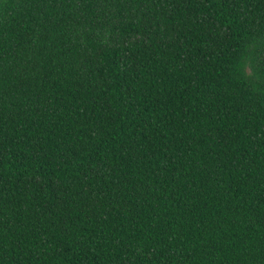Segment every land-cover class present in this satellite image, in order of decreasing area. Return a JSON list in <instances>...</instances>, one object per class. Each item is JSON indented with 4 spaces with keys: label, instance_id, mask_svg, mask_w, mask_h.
<instances>
[{
    "label": "trees",
    "instance_id": "trees-1",
    "mask_svg": "<svg viewBox=\"0 0 264 264\" xmlns=\"http://www.w3.org/2000/svg\"><path fill=\"white\" fill-rule=\"evenodd\" d=\"M0 264H264V0H0Z\"/></svg>",
    "mask_w": 264,
    "mask_h": 264
}]
</instances>
